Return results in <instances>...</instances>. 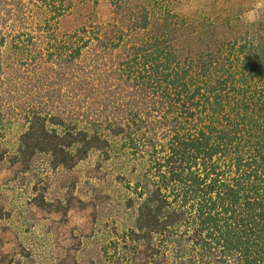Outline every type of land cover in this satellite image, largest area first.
Returning <instances> with one entry per match:
<instances>
[{
  "label": "trees",
  "instance_id": "16d2710c",
  "mask_svg": "<svg viewBox=\"0 0 264 264\" xmlns=\"http://www.w3.org/2000/svg\"><path fill=\"white\" fill-rule=\"evenodd\" d=\"M85 1L98 4L0 0V136L25 129L16 162L121 154L135 212L123 237L143 264H264V25L110 0V23L61 32Z\"/></svg>",
  "mask_w": 264,
  "mask_h": 264
},
{
  "label": "rangeland",
  "instance_id": "374dc122",
  "mask_svg": "<svg viewBox=\"0 0 264 264\" xmlns=\"http://www.w3.org/2000/svg\"><path fill=\"white\" fill-rule=\"evenodd\" d=\"M176 11L190 22L229 18L244 26L264 25V0H179ZM112 18L110 0L78 2L59 26L61 32H73ZM24 130L16 122L0 136L5 154L0 162V255H28L27 264H143V247L134 253L123 237L135 215L127 208L133 198L128 180L134 178L122 176L132 171L128 157L119 154L103 162L92 153L73 169L53 170L48 158L38 155L25 168L16 162ZM40 199L52 210L37 206Z\"/></svg>",
  "mask_w": 264,
  "mask_h": 264
}]
</instances>
